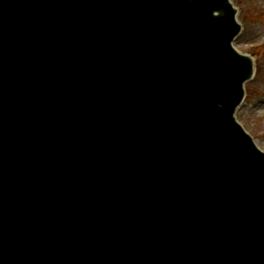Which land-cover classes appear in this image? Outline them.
Segmentation results:
<instances>
[{
    "label": "water",
    "instance_id": "water-1",
    "mask_svg": "<svg viewBox=\"0 0 264 264\" xmlns=\"http://www.w3.org/2000/svg\"><path fill=\"white\" fill-rule=\"evenodd\" d=\"M236 15L232 0H0V264H264Z\"/></svg>",
    "mask_w": 264,
    "mask_h": 264
},
{
    "label": "rangeland",
    "instance_id": "rangeland-1",
    "mask_svg": "<svg viewBox=\"0 0 264 264\" xmlns=\"http://www.w3.org/2000/svg\"><path fill=\"white\" fill-rule=\"evenodd\" d=\"M244 28L236 45L257 59L255 76L246 83V98L237 111L238 119L264 150V0H236Z\"/></svg>",
    "mask_w": 264,
    "mask_h": 264
}]
</instances>
